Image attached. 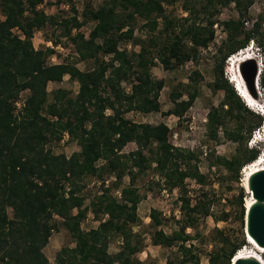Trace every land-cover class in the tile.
<instances>
[{
  "label": "trees",
  "instance_id": "trees-1",
  "mask_svg": "<svg viewBox=\"0 0 264 264\" xmlns=\"http://www.w3.org/2000/svg\"><path fill=\"white\" fill-rule=\"evenodd\" d=\"M189 1L105 0L97 8L85 5L83 19L78 18L73 6L74 15L58 19L39 8L44 0H0L3 16L0 18V264H50L43 248L56 228L55 216L61 218L74 246L62 247L54 264H155L135 257L142 249L139 235L130 229L138 220L139 197L133 187L136 173L146 170L152 161L165 176V185L169 188L180 186L186 177L203 178L190 161L194 154L170 142V129L165 123L136 122L124 116L129 111L159 110L164 80L151 73L155 60L164 69H173L196 59L199 48L208 47L214 39L213 25L218 22L226 33L218 46L221 61L246 48L250 41L261 51L263 66L259 85L264 93V0H259L261 10L255 17L249 15L254 0ZM175 2H181L188 13L183 23L165 12L164 4ZM231 3L238 17L218 21L220 9ZM200 14L203 15L202 27L196 22ZM138 18L144 19L152 30L161 23L163 40L157 35L147 40L134 37V22ZM86 21L95 23L87 37L80 31L72 34L73 29H80ZM249 21L252 23L248 27ZM47 24L62 26L79 59H93L94 65L81 70L71 62L47 63V56L54 49L35 48L32 43L34 32ZM130 39L140 46L138 51L119 46L121 41ZM152 47L156 49L155 54ZM65 75L78 82L76 95L71 97L69 91L57 88L51 92L52 101H49L47 84L58 82ZM198 75L197 71L190 75L184 91L170 92L172 107L164 114L181 117L185 113L198 96ZM123 82L130 84V91L122 86ZM211 86L213 90L224 92L222 101L212 106L208 113L210 135L216 138L217 128L224 125L225 115L240 118L241 112L250 111L223 77L221 63L216 65V77ZM22 91L27 94L21 110L15 113V103ZM184 93L187 99L180 100ZM107 109L111 112L107 113ZM256 116L255 123L246 117L244 123L225 132V136L238 146L232 158L215 155L218 164L228 170L235 166L240 170L262 156L260 145H245L243 133V128L250 134L262 124L263 117L258 113ZM64 132L77 142L79 151L66 156L45 148L49 140L59 139ZM129 142H134L137 148L122 153L121 149ZM99 160L103 161L100 165L97 164ZM182 162L187 168H181ZM105 173L113 175L111 185L116 189L121 186L123 176L129 175L130 183L120 189V200L111 194L110 185L102 186L95 199L84 206L79 182L85 176L102 179ZM180 201L183 208L189 207L185 195H181ZM198 208L199 203H195L190 210L194 212ZM89 209L97 225L83 229L81 222ZM241 212L244 218L245 206ZM203 214H208V208H204ZM151 219L154 225L160 224L157 215L152 214ZM194 221L189 215L182 221L179 231L170 234L155 229L152 243L178 244L182 254L178 264H198L197 258L186 255L183 244L188 238L184 230L193 226ZM218 234L224 241L222 232ZM115 237L121 241L118 250L111 253L109 243ZM245 244V241L241 243ZM241 245H232L228 263L242 249ZM209 260L210 264H217L213 257ZM168 264L175 263L169 260Z\"/></svg>",
  "mask_w": 264,
  "mask_h": 264
},
{
  "label": "rangeland",
  "instance_id": "rangeland-1",
  "mask_svg": "<svg viewBox=\"0 0 264 264\" xmlns=\"http://www.w3.org/2000/svg\"><path fill=\"white\" fill-rule=\"evenodd\" d=\"M104 1L105 0H44V2L39 5V8L43 9L47 14L55 15L60 19L62 17L74 15L73 6L78 18L83 19L82 12L85 5L97 8L99 5L103 4ZM190 1L191 3H197L198 0ZM196 7H198V5ZM164 9L168 16L179 20L181 23L184 22L182 19L188 14L183 9V4L181 2H175L172 5L164 4ZM260 10V1L254 0L250 6L249 15L255 17ZM202 17V14L196 16V22L199 27L204 26ZM237 17L238 13L233 3L222 7L217 15L218 21ZM0 18H3L1 13ZM251 23L252 21H249L247 26L249 27ZM94 24L93 21H86L80 29H73L72 34L80 31L87 37ZM185 24L187 23L185 22ZM213 28L215 29L214 39L210 42L208 47L199 48L196 59H191L173 69H164L162 64L157 59L155 60V65L151 67V73L154 77L163 78L164 80V87L161 89L159 95L160 112H152L146 117H142L135 111L124 114L126 118L136 122L150 120L152 121L151 124H157L158 122L164 121L173 125L172 118L170 119L164 114L172 107L169 96L170 92L172 90L184 91L185 85L189 83L190 75L194 71L199 73L196 83L198 87V96L191 107L186 110L184 116H182L176 125L172 126L169 140L173 145L189 150L194 154L195 157L190 161L193 165H196L198 173L203 175V178L186 177L180 186L169 188L165 185V176L158 171L155 163L152 161L149 162L146 170L136 173L134 186H132L137 189L139 197L137 203L138 220L130 225V229L132 233L139 235L142 242V249L135 255L139 261L168 264V261L171 260L175 264H178L182 256L179 252L178 244L172 246L155 245L152 243L151 235L155 229H162L168 234L173 231H179L182 227V221L189 215L195 218V224L185 228L184 232L188 235V238L183 244L185 245L186 255L188 257L193 255V259H198V264H210V257H213L217 264H233V259L231 258L229 259V263L227 262L228 252L232 245H241V243L245 241L246 244L241 245L242 248L244 246L253 248L247 241L244 231L245 220L241 212L244 206L246 211L247 201L250 197V193L245 188V167H241L240 170H237L235 166V169L228 170L224 165L218 164L214 156L219 155L229 159L236 154L238 144L228 139L225 136V132L237 128L240 123L245 122L246 117L251 122L255 123L257 121V112L246 106L241 99L243 105L250 113L241 112L242 116H240V118L225 115L224 125L217 128L216 138L210 135L208 113L209 109L212 106L218 105L224 96L222 90H213L211 86L216 77V65L220 63L223 65V77L226 78L234 88V81L232 82V80L236 79L237 81L236 72L240 62L239 60L250 54L258 60V65H260L262 69V55L256 44L250 41V44L252 43L251 48L239 50L233 55V59L227 57L224 61H221L222 54L218 51V46L221 44V41L226 38V33L218 22L213 25ZM160 30L162 31L161 23H159L156 29L152 30L147 26L144 19L138 18L134 22V37L147 40V38L152 37V35H157L159 40H163L164 34L161 33ZM32 43L35 48L45 49L49 47L54 49L53 53L47 56V63L71 62L81 70L89 69L94 65L93 59H79L73 43L69 37L64 34L62 26L47 24L45 27L34 32ZM119 46L128 51H138L140 49V46L134 44L131 39L121 41ZM151 51L155 54L156 49L152 47ZM242 52L245 54H241ZM236 54L240 55L237 56ZM108 57L109 56H106L105 59H108ZM122 86L127 91H130L131 87L127 82H123ZM78 87V82L70 79L68 75H65L58 82H49L46 87L47 91L50 93L48 96L49 101H52L51 92L57 88L69 91V96L74 97L78 91ZM256 90H258L256 99L257 102L260 103L264 100V93L260 85ZM26 94L27 91H22L20 93L19 99L15 103V113L21 110ZM259 96H261V98H259ZM106 112L110 113L111 110L107 109ZM262 125H264V122H262L259 127H255L250 134L245 133L247 128H243V133L246 136L245 145L248 147L260 145L263 150L262 156H264V141H261V138H263L261 131ZM174 129L181 132L180 137H178L179 139L174 137ZM45 148H49L53 153H63L66 156H70L73 152L80 150L77 142L71 139L66 132H64L59 139L49 140ZM136 148L137 145L134 142H129L121 149V152L129 153ZM145 155L150 157L148 151H145ZM211 161H213L212 165H210ZM102 162V160H99L97 164L100 165ZM180 165L182 169L187 168V165L183 162L180 163ZM134 171L136 172V168ZM113 181V175L108 173H105L102 179L95 176H85L79 182L81 186L80 195H84V206L89 205L90 201L95 199L96 195L100 193L102 186L110 185L111 194L120 200V189L122 186H128L130 183L129 175L125 174L123 176L120 182L121 186L118 189L111 185ZM181 195H185L189 200L190 204L188 208L182 207L183 203L180 201ZM195 203H199V208L191 212L190 207ZM204 208H208L207 215L203 214ZM8 211L11 214L10 208ZM75 212L76 210H73V213ZM152 214L157 215L160 220L158 226L153 224L151 219ZM54 219L56 221V228L51 232L48 242L43 248V252L47 256L50 264H54L56 254L62 247L67 246L71 248L74 246L73 238L61 224V218L55 216ZM96 225L97 222L94 215L89 209L86 219L81 222V227L83 229H89ZM219 231L222 232L224 241L219 236ZM120 241L118 237L111 239L109 243V252H116L119 248ZM178 243H182V241ZM261 255L263 257L264 253ZM186 264H192V262H187Z\"/></svg>",
  "mask_w": 264,
  "mask_h": 264
},
{
  "label": "water",
  "instance_id": "water-1",
  "mask_svg": "<svg viewBox=\"0 0 264 264\" xmlns=\"http://www.w3.org/2000/svg\"><path fill=\"white\" fill-rule=\"evenodd\" d=\"M255 58L242 61L238 72L243 78L245 87L254 98L258 95L257 81L259 66ZM248 190L253 202L245 212V234L253 238L258 246L264 248V169L253 172L248 177ZM233 264H264L256 257H239Z\"/></svg>",
  "mask_w": 264,
  "mask_h": 264
},
{
  "label": "bare ground",
  "instance_id": "bare-ground-1",
  "mask_svg": "<svg viewBox=\"0 0 264 264\" xmlns=\"http://www.w3.org/2000/svg\"><path fill=\"white\" fill-rule=\"evenodd\" d=\"M245 51V50H244ZM244 52H242L241 54H243ZM245 54V53H244ZM237 55V54H236ZM240 55V54H238ZM237 55V56H238ZM234 56H232L231 58L233 59ZM254 58L253 56H251L250 54H248L247 56L243 57L242 59H240L239 61V64L242 62V61H246L248 59H252ZM238 61V60H237ZM260 70H259V73H258V81H257V88L259 87V75H260V72H261V67L260 65H258ZM236 78L238 80L237 84L240 86V89H241V93H242V96H244L245 98H247L250 101H254L255 98L253 96H251V94L248 92L247 88L245 87V84H244V81H243V78L241 77L240 73L238 72V69H237V72H236ZM232 81H236V79L232 80ZM256 88V89H257ZM261 169H264V156H261L258 160H255L253 163H250L248 164L247 166H245V172H246V180H245V188L247 189V191L250 193V191L248 190V185H247V182H248V177L251 173L253 172H256V171H259ZM253 198L250 196L248 201H247V206H246V209L249 207V205L253 202ZM246 238H247V241L252 243L253 244V248H249V247H243L242 249H240L235 257H234V260L233 262L238 259L239 257H256L257 259H259L261 261V263L263 262L264 263V260H263V257L261 254L264 253V248L263 247H260L257 245V243L253 240L252 237H250L249 235H246Z\"/></svg>",
  "mask_w": 264,
  "mask_h": 264
},
{
  "label": "clouds",
  "instance_id": "clouds-1",
  "mask_svg": "<svg viewBox=\"0 0 264 264\" xmlns=\"http://www.w3.org/2000/svg\"><path fill=\"white\" fill-rule=\"evenodd\" d=\"M252 42V41H251ZM253 43V42H252ZM252 43L250 44L249 43V45L246 47V48H243V49H247V48H251L252 47ZM242 50V49H241ZM234 55V54H233ZM232 56H230V58H231ZM260 59V58H259ZM260 61H261V59H260ZM233 82V81H232ZM237 82H238V80L235 82L234 81V88H235V90H236V92H237V94L240 96V98L242 99V101L244 102V104L246 105V106H248L249 108H251L252 110H255L258 114H260V115H262L263 117H264V100L262 101V102H260V103H258L257 102V99L255 98V100L254 101H250L249 102V100L247 99V98H245L244 96H242V93H241V89H240V86L237 84ZM259 98H261V96H259ZM264 122V121H263ZM261 131H262V135H263V138H261V141L263 142L264 141V125H262L261 126ZM262 153H263V151H262ZM261 153V154H262ZM250 243V242H249ZM252 246H253V244L252 243H250Z\"/></svg>",
  "mask_w": 264,
  "mask_h": 264
},
{
  "label": "crops",
  "instance_id": "crops-1",
  "mask_svg": "<svg viewBox=\"0 0 264 264\" xmlns=\"http://www.w3.org/2000/svg\"><path fill=\"white\" fill-rule=\"evenodd\" d=\"M156 78H158V77H156ZM197 98V97H196ZM195 98V99H196ZM181 99H187V94H183L182 96H181V98H180V100ZM160 101V100H159ZM194 102V101H193ZM172 103V102H171ZM193 104V103H192ZM191 104V105H192ZM191 105L188 107V108H190L191 107ZM130 112V111H129ZM152 112H160V107H159V110H154V111H150V112H147V113H143V112H136V113H138L139 115H141L142 117H146L147 115H149L150 113H152ZM186 112V111H185ZM126 113H128V112H126ZM166 115V114H165ZM125 116V115H124ZM167 116H168V118H172V120H173V123H172V121H171V123L173 124V125H176L177 124V122L182 118V116H184V114L181 116V117H179V116H176V115H174V114H167ZM140 122H148V123H152V121H150V120H148V121H146V120H143V121H140ZM163 123H165L168 127H169V129L171 130L172 129V126L173 125H171L170 123H167V122H164V121H162ZM158 123H160V122H158ZM180 131L178 132V130H176V129H174V137L176 138V139H179L178 137H180ZM176 146V145H175Z\"/></svg>",
  "mask_w": 264,
  "mask_h": 264
}]
</instances>
